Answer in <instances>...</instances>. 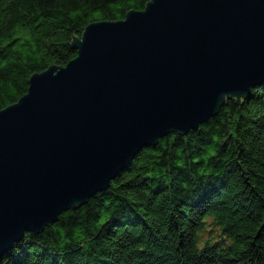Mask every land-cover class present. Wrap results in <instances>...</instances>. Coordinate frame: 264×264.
Here are the masks:
<instances>
[{"label":"water","instance_id":"water-1","mask_svg":"<svg viewBox=\"0 0 264 264\" xmlns=\"http://www.w3.org/2000/svg\"><path fill=\"white\" fill-rule=\"evenodd\" d=\"M0 110V261L169 133L264 85V0H150L88 24Z\"/></svg>","mask_w":264,"mask_h":264},{"label":"trees","instance_id":"trees-1","mask_svg":"<svg viewBox=\"0 0 264 264\" xmlns=\"http://www.w3.org/2000/svg\"><path fill=\"white\" fill-rule=\"evenodd\" d=\"M150 0H0V110L76 57L84 28ZM0 264H264V85L139 151L86 203Z\"/></svg>","mask_w":264,"mask_h":264}]
</instances>
